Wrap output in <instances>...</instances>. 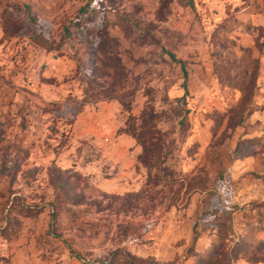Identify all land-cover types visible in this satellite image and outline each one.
<instances>
[{
    "label": "rangeland",
    "instance_id": "rangeland-1",
    "mask_svg": "<svg viewBox=\"0 0 264 264\" xmlns=\"http://www.w3.org/2000/svg\"><path fill=\"white\" fill-rule=\"evenodd\" d=\"M0 264H264V0H0Z\"/></svg>",
    "mask_w": 264,
    "mask_h": 264
},
{
    "label": "trees",
    "instance_id": "trees-1",
    "mask_svg": "<svg viewBox=\"0 0 264 264\" xmlns=\"http://www.w3.org/2000/svg\"><path fill=\"white\" fill-rule=\"evenodd\" d=\"M169 55H170V57L173 60L178 61L182 65V69L184 71V77H185V81H184V89H185V92H184V95H186L188 93V88H187L188 70H187V68L185 66V62L183 60L177 59L176 56H175V54L173 52H169Z\"/></svg>",
    "mask_w": 264,
    "mask_h": 264
}]
</instances>
